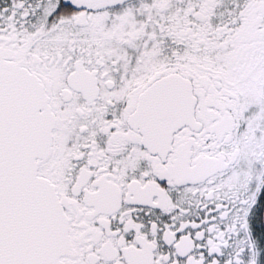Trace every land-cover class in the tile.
<instances>
[{"label": "snow or ice", "instance_id": "obj_1", "mask_svg": "<svg viewBox=\"0 0 264 264\" xmlns=\"http://www.w3.org/2000/svg\"><path fill=\"white\" fill-rule=\"evenodd\" d=\"M0 264H264V0H0Z\"/></svg>", "mask_w": 264, "mask_h": 264}]
</instances>
